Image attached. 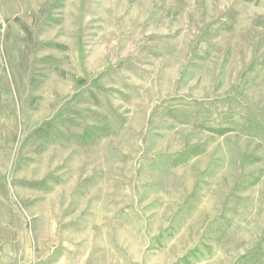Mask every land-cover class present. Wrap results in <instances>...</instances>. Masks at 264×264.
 Segmentation results:
<instances>
[{"label": "rangeland", "instance_id": "obj_1", "mask_svg": "<svg viewBox=\"0 0 264 264\" xmlns=\"http://www.w3.org/2000/svg\"><path fill=\"white\" fill-rule=\"evenodd\" d=\"M0 264H264V0H0Z\"/></svg>", "mask_w": 264, "mask_h": 264}]
</instances>
